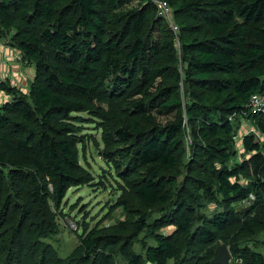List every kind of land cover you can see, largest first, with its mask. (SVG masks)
Masks as SVG:
<instances>
[{
	"label": "trees",
	"instance_id": "16d2710c",
	"mask_svg": "<svg viewBox=\"0 0 264 264\" xmlns=\"http://www.w3.org/2000/svg\"><path fill=\"white\" fill-rule=\"evenodd\" d=\"M166 1L175 31L151 0H0L34 67L27 91L0 83V264H211L219 242L264 264V0ZM86 122L126 216L61 257L55 211L94 180Z\"/></svg>",
	"mask_w": 264,
	"mask_h": 264
},
{
	"label": "rangeland",
	"instance_id": "374dc122",
	"mask_svg": "<svg viewBox=\"0 0 264 264\" xmlns=\"http://www.w3.org/2000/svg\"><path fill=\"white\" fill-rule=\"evenodd\" d=\"M2 42V41H1ZM30 72V71H29ZM32 72V71H31ZM1 78H4L0 72ZM29 84V78H27ZM33 80L31 81V83ZM4 95L0 93V100ZM83 134H86V143L84 149V157L80 158L81 163L89 170L93 181L71 187L64 199L62 210L65 213L55 211L59 224L58 233L49 238L48 241L54 245L58 254L63 257L78 244L77 232H82V223L88 222V227L97 226V228H106L120 224L125 220L126 212L115 204V199L118 198V193L114 189L117 185L115 182V173L112 168L107 167L99 150L103 149L100 141L101 133L93 131L91 123H84ZM252 130V125L247 120H242V126L236 135V144L238 148L241 146L240 137L246 131ZM89 135L94 136L96 143H92ZM85 136V135H84ZM95 146H99L98 149ZM240 156V153L237 157ZM101 180V181H100ZM251 199V196H250ZM246 204L248 199L244 201ZM239 204H242L241 202ZM215 203L205 201L203 210L209 211V207L213 208ZM171 226H165L163 232H169ZM260 240H263V235H256ZM149 242L138 241L134 243L137 250H141V246ZM220 244H223L219 242ZM229 250L230 246L226 245ZM256 248V247H255ZM258 248V247H257ZM264 253V247H259ZM231 252V251H230ZM172 261H168L171 264Z\"/></svg>",
	"mask_w": 264,
	"mask_h": 264
},
{
	"label": "crops",
	"instance_id": "0c3cea01",
	"mask_svg": "<svg viewBox=\"0 0 264 264\" xmlns=\"http://www.w3.org/2000/svg\"><path fill=\"white\" fill-rule=\"evenodd\" d=\"M19 55V50L9 45L8 42L0 40V72L4 76V82L27 91L34 78V67ZM27 78H29V84ZM0 93L4 95L1 90ZM1 97L3 98V96Z\"/></svg>",
	"mask_w": 264,
	"mask_h": 264
},
{
	"label": "built area",
	"instance_id": "2783aa9c",
	"mask_svg": "<svg viewBox=\"0 0 264 264\" xmlns=\"http://www.w3.org/2000/svg\"><path fill=\"white\" fill-rule=\"evenodd\" d=\"M156 7V12L158 15L165 17L170 22L173 31L176 30V26L172 22V16L170 7L166 0H151ZM4 81L0 76V83ZM249 106L252 113H264V92L253 94L249 99ZM252 198V197H251ZM240 258L232 259V257L228 260L227 264H240Z\"/></svg>",
	"mask_w": 264,
	"mask_h": 264
},
{
	"label": "water",
	"instance_id": "95a60500",
	"mask_svg": "<svg viewBox=\"0 0 264 264\" xmlns=\"http://www.w3.org/2000/svg\"><path fill=\"white\" fill-rule=\"evenodd\" d=\"M231 258L229 248L224 244H219L215 249V255L211 259V264H227Z\"/></svg>",
	"mask_w": 264,
	"mask_h": 264
}]
</instances>
